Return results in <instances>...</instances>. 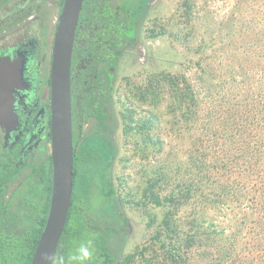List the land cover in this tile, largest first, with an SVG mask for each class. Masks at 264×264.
Segmentation results:
<instances>
[{
  "label": "rangeland",
  "instance_id": "1",
  "mask_svg": "<svg viewBox=\"0 0 264 264\" xmlns=\"http://www.w3.org/2000/svg\"><path fill=\"white\" fill-rule=\"evenodd\" d=\"M108 1L115 8L127 2L131 9H140L145 3V0ZM187 1L192 4L188 22L184 6ZM48 2L53 6L49 16L57 21L62 0ZM139 28L141 42L126 52L122 50L120 104L116 97L111 106L108 137L117 149L112 168L118 195L124 199L133 198L143 175L162 165L168 166L175 174V184L187 180V176L191 178L188 171L190 156L197 159L205 156L212 164V178L221 180V185L216 187L207 183L205 193L212 194L216 191L214 189H222L218 186H226L233 189L229 196L237 198L215 207L196 197L180 209L176 220L181 222L185 234L188 231L198 233L191 221L205 220L206 226L210 223L216 226L213 228L216 235L211 241L198 234L202 237L190 252L192 263L264 264V213L256 211L244 219L245 211L241 207L243 203H255L256 208L264 212V0H151ZM171 71L186 73L201 99L199 113L202 120L187 131L186 137L185 127H182L180 136L171 130L166 90L158 107L136 98L139 88H144L153 74ZM132 111H136L133 119L137 125L153 112L160 118L158 129L150 135L160 137L164 146L150 143V155L146 157L144 151L137 149V139L129 138L125 133L124 116ZM96 132L94 127L88 129L92 135ZM246 143L250 144L249 147L252 145L250 149L245 148ZM2 144L0 130V164L6 157ZM31 171V166L23 170L11 185L8 197ZM96 191L95 188L94 193ZM92 197L98 213L100 201L97 193ZM232 206L236 207L235 211ZM118 208L128 225L125 232L110 237V250L118 258L134 252L138 246H148L149 257L160 254V246L151 245L149 217L132 205L121 204ZM96 213L93 212L92 216L105 225L109 223L121 229L124 224L118 220L115 222L107 213ZM231 218L235 222H230ZM239 224L246 230L243 240L234 247L230 238L225 237H234ZM255 246L260 251L255 250Z\"/></svg>",
  "mask_w": 264,
  "mask_h": 264
},
{
  "label": "trees",
  "instance_id": "2",
  "mask_svg": "<svg viewBox=\"0 0 264 264\" xmlns=\"http://www.w3.org/2000/svg\"><path fill=\"white\" fill-rule=\"evenodd\" d=\"M150 2L151 0H145L140 9H131L127 2L119 6L118 11L122 17L115 18V23L113 21L108 23L107 27L110 28L107 30L109 33L107 39L116 46L121 45L124 51L133 46L137 41L139 25L144 21ZM47 3L48 0H0V36L8 31L17 30L37 11H43ZM63 4L64 0L61 5ZM111 6L107 2L101 9L98 3L93 4L92 14L101 16L104 12L103 15L114 19L115 13L109 9ZM184 6L188 22L192 4L187 1ZM114 32L118 34V40ZM113 38L118 42H115ZM111 65L117 67L116 62ZM109 76L111 80H114L112 73ZM262 79L264 81V77ZM165 90L169 96L167 110L168 115L171 116L169 121L172 125L171 130L180 136L182 127H185L184 137H186L187 131L191 130L197 121L199 123L202 120L199 113L200 96L186 73L178 74L176 71H171L153 74L147 85L139 88L136 98L144 103L150 101L151 105L158 107ZM135 112L132 111L124 116L125 133L129 138L137 139V149L144 151L146 157L150 155V143L158 147L164 146L160 137L150 135L153 130L158 129L157 123H160V118L153 112L137 125L133 119ZM101 123L99 131L103 133L108 128L107 118L102 116ZM79 131L76 132L75 138L74 196L54 264H193L190 252L195 248L197 241L198 244L200 243L198 238L204 235V238L211 241L216 235L214 234L216 230H213L216 226L212 223L206 226L205 220L191 221L193 229L198 233L192 234L188 231L185 234L181 229V222L176 220L180 209L185 204L196 200V197L202 198L205 202H211L215 207H220L226 201H234L237 198L233 195L229 196L233 189L226 186H218V188L222 187L220 191L213 188L216 191L212 194L205 193L204 188L207 185L211 184L215 187L218 184L221 185L220 179L211 176L212 164L205 156L201 155L200 159H197L196 156L191 155L188 170L191 178L187 176V180L179 181L178 184L174 183L177 178L168 166H158L154 172L150 174L146 172L143 175L139 189L133 198L124 199L120 194L118 195L114 182L112 167L117 159V149L114 148L113 142L109 140L106 132L102 137H98L100 132L90 135L82 131L79 134ZM249 145L246 143L245 148L247 149ZM4 153L6 157L0 164L2 167L0 172V264H32L51 209L52 157L49 156L42 163L29 162L21 167L11 152L4 151ZM27 166H31L32 171L24 180L26 183L22 182L18 185L8 197L11 185ZM95 188L97 191L94 193ZM96 193L100 201L98 213L95 212L94 197H92ZM17 199L18 202H15ZM121 204L132 205L149 217L148 230L152 232L150 241H153L151 245L153 247L159 245L160 254L149 257V247L138 246L134 252L118 258L110 250V237L115 233L125 232V227L128 225V221L121 217L123 214L118 208ZM241 207L245 211L244 219L256 211L264 213L261 212L263 209L256 208L255 203H243ZM235 208V206L231 207L233 211ZM93 212L107 213L114 217L115 222L118 220L124 224L121 225V229L112 227L109 223L105 225L92 216ZM229 220L235 222L233 218ZM245 230L246 228L239 224L235 236L225 238H230V244L235 247L244 238ZM201 243L203 244V241ZM254 249L260 251L257 246ZM207 256L206 254L205 258Z\"/></svg>",
  "mask_w": 264,
  "mask_h": 264
},
{
  "label": "flooded vegetation",
  "instance_id": "3",
  "mask_svg": "<svg viewBox=\"0 0 264 264\" xmlns=\"http://www.w3.org/2000/svg\"><path fill=\"white\" fill-rule=\"evenodd\" d=\"M107 2L110 3L108 0H85L79 23L72 61L74 142L79 130L88 133V129L94 127L99 133L102 116L107 118L108 125L103 133L109 136L111 106L116 97L120 104L119 68L124 49L107 39L108 23H115V18L122 17L118 11L120 7L109 8L115 13L114 19L103 15L104 12L101 16L92 14L93 4L98 3L103 9L102 6ZM49 5L48 2V7L37 11L17 30L4 33L0 40V56L4 59L11 56L10 63L16 65L19 62L23 66V79L20 83L14 82V86L22 90L18 89L19 93H15L12 98L18 123L9 135L0 128L2 148L11 152L21 167L33 159V163H42L49 156L52 157V62L59 18L57 21L51 20L49 13L53 6ZM114 35L118 40V34L114 32ZM138 35L131 47L141 42ZM113 62L117 63L116 68L111 65ZM110 73L114 80H111ZM103 133L100 132L98 137H102ZM48 152L50 154L47 155Z\"/></svg>",
  "mask_w": 264,
  "mask_h": 264
},
{
  "label": "water",
  "instance_id": "4",
  "mask_svg": "<svg viewBox=\"0 0 264 264\" xmlns=\"http://www.w3.org/2000/svg\"><path fill=\"white\" fill-rule=\"evenodd\" d=\"M84 3L85 0H64L55 35L52 62L53 192L47 225L32 264H54L74 196L72 61ZM11 61V56L6 59L0 56V128L7 135L18 123L12 98L20 88H16L14 82L20 83L23 79L22 64L14 65Z\"/></svg>",
  "mask_w": 264,
  "mask_h": 264
},
{
  "label": "clouds",
  "instance_id": "5",
  "mask_svg": "<svg viewBox=\"0 0 264 264\" xmlns=\"http://www.w3.org/2000/svg\"><path fill=\"white\" fill-rule=\"evenodd\" d=\"M85 255H87V253L85 252Z\"/></svg>",
  "mask_w": 264,
  "mask_h": 264
}]
</instances>
